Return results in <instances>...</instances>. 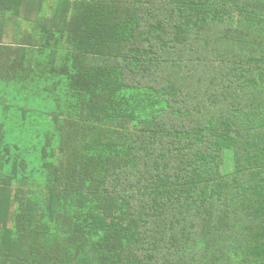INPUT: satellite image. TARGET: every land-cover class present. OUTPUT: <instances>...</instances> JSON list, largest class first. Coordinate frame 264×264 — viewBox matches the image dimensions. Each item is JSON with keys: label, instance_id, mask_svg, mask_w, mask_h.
Returning <instances> with one entry per match:
<instances>
[{"label": "trees", "instance_id": "16d2710c", "mask_svg": "<svg viewBox=\"0 0 264 264\" xmlns=\"http://www.w3.org/2000/svg\"><path fill=\"white\" fill-rule=\"evenodd\" d=\"M0 264H264V0H0Z\"/></svg>", "mask_w": 264, "mask_h": 264}, {"label": "rangeland", "instance_id": "374dc122", "mask_svg": "<svg viewBox=\"0 0 264 264\" xmlns=\"http://www.w3.org/2000/svg\"><path fill=\"white\" fill-rule=\"evenodd\" d=\"M51 2H52V0H51ZM54 17V14L52 13V5H49V8L47 9V11H46V13H45V15H44V20H47V22H45V24H50L51 25V20H52V18ZM48 21H49V23H48ZM27 25H26V23L24 24V27H26ZM30 39H32V38H30ZM29 39V40H30ZM34 42H36V41H34ZM26 44L27 43H25V45L24 46H26ZM37 44H35V46H36ZM38 182V181H37Z\"/></svg>", "mask_w": 264, "mask_h": 264}]
</instances>
